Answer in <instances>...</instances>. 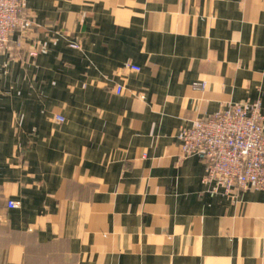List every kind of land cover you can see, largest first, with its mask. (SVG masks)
Segmentation results:
<instances>
[{
  "label": "crops",
  "instance_id": "obj_1",
  "mask_svg": "<svg viewBox=\"0 0 264 264\" xmlns=\"http://www.w3.org/2000/svg\"><path fill=\"white\" fill-rule=\"evenodd\" d=\"M26 7L66 69L0 76V264H264V189L211 197L177 139L229 104L264 115V0Z\"/></svg>",
  "mask_w": 264,
  "mask_h": 264
},
{
  "label": "built area",
  "instance_id": "obj_2",
  "mask_svg": "<svg viewBox=\"0 0 264 264\" xmlns=\"http://www.w3.org/2000/svg\"><path fill=\"white\" fill-rule=\"evenodd\" d=\"M26 0H0V54L12 34L29 24ZM28 25V26H29ZM78 48V47H75ZM137 73L141 67L129 64ZM117 93L123 87H115ZM229 107V108H228ZM217 114L200 119L183 129L177 139L186 156H197L205 165L204 182L208 194L234 196L249 190L264 189V115L259 102L231 104ZM19 202L9 200L8 208Z\"/></svg>",
  "mask_w": 264,
  "mask_h": 264
},
{
  "label": "rangeland",
  "instance_id": "obj_3",
  "mask_svg": "<svg viewBox=\"0 0 264 264\" xmlns=\"http://www.w3.org/2000/svg\"><path fill=\"white\" fill-rule=\"evenodd\" d=\"M25 8H26V14L29 17L30 25L28 24L29 26L27 25L26 28L24 29V31L16 32V33L12 34L8 44L6 45V47L4 49V51L0 54V55H2L4 53L6 54V60H4L5 65H2V68L7 71L4 74L0 73V76L1 75L2 76H8V74L10 76L12 75V83H13L12 86H13V88H14V84L18 83V82L21 83V82H25V81H28V82L36 81L35 80L36 79L35 78L36 77V75H35L36 70H38L39 72H42V74L40 75L42 77L38 78V80H40V81L38 82V80H37V86L42 87V85H47L50 81H52L51 78L56 79L57 75L56 74H49L47 72V69L41 64L40 60H42L43 64H45L47 68H51V70L56 71L57 74L66 69V65L62 62V59L59 58V55L57 56V59L54 58L53 61H51L50 58L44 59L45 55L50 54L49 53L50 52V47H49L50 42H48V44H43V45L40 44V42L38 41L39 35H38V31L36 29L37 26H36L35 22L32 20L31 16L29 15V13L27 11V7H25ZM48 29H49L48 33L51 35L50 37H53L55 39V37L61 36V37H63V39H65V35L61 31H56V30L53 31L52 27H48ZM67 42H68L69 47H71V48L78 47L75 49L81 50V45L78 41L68 40ZM35 66H36V70H34L32 72V70ZM30 68H31V70H29ZM30 84H33V83H30ZM117 85H121V84H117ZM121 86L123 87V85H121ZM10 90H12V89H10ZM70 90L74 94H76L77 92H83V91L86 92L85 88L75 89L72 87V85H71ZM64 91L66 92V90H64ZM113 92L116 93L117 95H120V93H117L115 89ZM2 93H4V95L9 94L8 92L3 91L2 87L0 86V94H2ZM41 96L42 95L40 94L39 97H41ZM259 104L261 106L260 102H259ZM55 105H58V104H55ZM230 105L231 104L225 106L224 108H226ZM220 111L221 110H219L218 112H220ZM218 112H216L210 116H207V117H211V116L217 114ZM207 117H204V118H207ZM204 118H199V119L195 120L192 125H194V123L196 121H198L200 119H204ZM53 121L55 123L57 122L58 124H62L65 121V118L63 116L56 115L53 118ZM20 124H21V121L19 123L13 122V124L11 121L12 126L13 125H20ZM28 138H29L28 139L29 141L34 139L33 135H32V137H28ZM26 150L28 151L29 148L27 147ZM24 151L25 150H23V152ZM182 154L185 157H191V156L184 155L185 153H183V151H182ZM203 181H204V179H203ZM207 185H209V184H207Z\"/></svg>",
  "mask_w": 264,
  "mask_h": 264
}]
</instances>
